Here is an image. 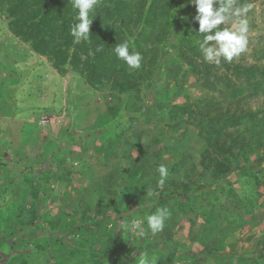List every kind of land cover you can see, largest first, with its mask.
<instances>
[{
    "label": "trees",
    "instance_id": "trees-1",
    "mask_svg": "<svg viewBox=\"0 0 264 264\" xmlns=\"http://www.w3.org/2000/svg\"><path fill=\"white\" fill-rule=\"evenodd\" d=\"M250 1L237 0V4L250 5ZM135 2L136 0H98V4L89 13L90 18L95 16L90 25V38L79 43H75L70 34L78 11L72 7L71 0H0V15H6L13 33L29 42L35 53L46 56L60 75H65L72 68L91 87L99 91L108 90L110 100H106L104 110L97 106L98 112L92 127L105 130L111 128L115 131L101 144V150L107 161L108 156L113 155L114 175L120 177L122 183L119 190H114L113 185L108 186L111 196H99L94 202L103 219L111 218L120 227L124 220L127 223L134 218V214H125L126 210L123 208L149 206L147 212L138 210V214L144 213L147 217L157 209L169 211L174 210L175 206V209L178 207L185 214L194 212L193 216H187L193 240L196 235L200 240L210 238L214 229L221 226L219 240L226 241L237 229L232 224L234 220L248 223L257 217V214L247 217L243 213L258 212L260 216H264V133L258 130L261 125L264 126V100L256 110L242 104L260 92V89L264 92V61L248 65L236 62L234 58L231 62L224 61L226 71L232 70L240 80L245 79L241 84H236L235 79L230 76L214 74L212 71L217 64L198 62L203 56L199 47L203 36L196 31L199 27L194 19L196 10L181 11L182 0H139L137 6L134 5ZM220 27L223 28L224 25ZM125 40L133 42L134 48L130 46V51L135 50L142 55L138 69L129 68L114 54L116 45ZM172 48L176 50L175 53L171 52ZM163 71L166 72L162 76L165 80L155 81V72ZM194 75H197L195 85L205 90V94L202 93L198 101L193 102L190 93L183 102L166 101V97L173 95L175 89H179V93H188L189 89L184 86L189 87V78ZM150 87L154 89L152 101L161 99L156 104L143 102ZM211 90L217 93L220 91L230 106L214 103L213 97L216 94H207ZM47 110L54 111L51 108ZM149 111L162 123V126L155 128L159 136L180 137V148L183 150L180 161L173 164L155 162L151 165L153 172L146 163L149 157L153 154L161 158L171 154L170 147H177L164 144L151 154L146 152V132L144 129L138 130L136 121L139 120L136 119L144 117V122H149L150 119L146 116ZM124 113L135 121L128 122ZM196 125L199 129L190 131L191 126ZM68 134L69 137L76 136L72 131ZM193 138L196 144L191 147ZM190 149L199 150V164L202 169L197 170L194 161L187 169L182 167V160L193 157ZM62 150L61 145H52V158H56L58 164L64 165L66 159L79 158L77 155L71 156L70 152L65 157ZM160 165L166 166L168 172L162 183L157 170ZM82 166V170H78L80 174L83 170L86 172V167ZM68 167L66 164L57 170L51 169L49 174H32V179L25 181L22 186L23 194L31 196L33 204L26 210L25 197L29 196L18 197V204L11 211L15 222L10 228H2L5 238H0V259H3L7 239L15 237L22 239L15 247L17 251L8 257V264L14 260L25 264L33 260L34 254L29 249L31 245H35L34 248L40 254L50 256L49 259L54 258L52 262L55 264H138L140 252L146 253L154 264H176L179 249L173 230L179 220L172 217L165 221L163 231L153 234L147 230L143 237L134 236L133 240L140 243L138 248L126 249L123 244L128 236L118 233L117 227L106 230L102 248L103 241H94L92 234L95 226L92 223L96 215L88 213L92 204L85 197H81L74 208L77 211L84 207L81 214L70 211L60 214L56 219L42 220L35 200L41 198L43 193L40 191L49 179L61 182L66 173L60 172V169H67L68 175L73 174L74 171ZM249 172L255 174L256 181L262 186V202L258 206L251 196L247 203L235 190L231 180L235 178L240 181ZM85 174L87 176V172ZM15 177L9 175L0 181L1 193L10 190L15 183ZM225 179L229 183L228 202L220 201L210 192L211 187L215 186V189ZM170 203H174V206ZM8 217L10 215L0 214V219ZM89 219L91 225H87ZM222 220L225 222L221 223ZM101 226L105 228L103 223ZM225 226H229L230 230L223 231ZM41 231L42 234H39ZM144 237L152 238V241L143 242L146 240ZM254 241L256 247L251 250L239 251V248L234 247L237 255L232 257L233 261L250 264L246 261L255 258V264H264V233L254 236ZM228 244L234 246L232 243ZM215 247L205 244L199 253L196 252L192 264L200 261L204 264H217L212 257L218 249ZM134 251L139 254L133 257Z\"/></svg>",
    "mask_w": 264,
    "mask_h": 264
},
{
    "label": "rangeland",
    "instance_id": "rangeland-1",
    "mask_svg": "<svg viewBox=\"0 0 264 264\" xmlns=\"http://www.w3.org/2000/svg\"><path fill=\"white\" fill-rule=\"evenodd\" d=\"M138 1L139 0H136L134 3L135 6L138 5ZM250 5V10L244 16V19L248 21L247 46L243 52L234 57L236 62L245 65L264 61V0H251ZM182 9L187 10V12L196 10L195 5L188 3V0H182L181 11ZM132 27L134 30H137L135 26ZM224 27H228V25H224ZM0 28L6 31V34L5 32L0 34H5V36L8 37L10 36L9 34L12 33L15 38H18L17 46H19V48L13 49L8 43L0 44V181L2 182V180L6 179V177L8 178L9 175L16 176L15 183L10 190H6L3 193L0 192V214L10 215L8 218L0 219V238H5L3 237L2 228H10L9 226H12L13 222H15L11 211L16 208L18 197L27 195L25 193L23 194L22 191V186L25 184V181H27V179H32V174L41 172L49 174L51 169L57 170L67 164L74 173L68 175L67 169H60V172L66 173V177L64 176L63 178L62 175L61 178L63 179L61 182L49 179L43 190L41 189L42 191H40L43 193L41 198L37 199V201L35 200L37 205L36 209L41 215L42 220L45 218L56 219L60 214L70 211L77 215L81 214L84 207L77 211L74 210V208L79 204L78 200L81 197H85L92 204V209H88V213L92 216L96 215L94 223L89 219L87 225H91V223L94 224L95 230L92 234V238L94 241H103L101 243V248L105 242L104 237L106 230L112 227H117L118 233L121 232L128 236L123 244V248H138L140 244L139 241L133 240L134 236L139 235L138 232L134 233L127 229L123 232L122 229L118 228L119 224L113 222V219H103L102 214L98 213L94 203L99 196L106 198L111 196L108 186L113 185L115 187L114 190H117L122 183L119 179L120 177L114 175L113 155H109V160L107 161L104 152L101 150V144L106 142L107 138L115 131L111 128L105 130L92 127L98 112L97 106L100 107V110H104L106 108V100H110L108 90L99 91L91 87L88 83H85L79 73L72 68H69L65 75H60L46 56L35 53L29 42L13 33L10 21L6 15H0ZM2 36L3 35H1V37ZM171 52L175 53L176 50L172 48ZM181 57L182 60H184V56L181 55ZM204 61L203 56L198 60L200 64ZM223 64L224 60L222 59L221 63L214 67L212 73H217L219 76L221 75V77L230 76L235 79L236 84H241V81H245V79L240 80V77H237L236 73L232 70L226 71ZM200 67L203 68V66ZM165 73L164 71L155 72L153 76L154 80L157 82L162 81V76ZM196 76L197 75H194L195 78H189V87L188 85L184 86V88L187 87L189 89L188 93L184 91L179 93L180 90L175 89V93L173 95H168L166 101H171L173 103L183 102L184 99H187L189 93L193 96V102L198 101L199 96L202 95V93L205 94V90L195 85ZM241 77L243 76L241 75ZM200 84L202 85V83ZM171 85H173V81H171ZM207 94L208 96L216 94L214 95L216 97H213L214 103L220 102V105L224 107L230 106V103L225 101L220 91L217 93L211 90ZM263 94L264 92L260 89V92L252 95L248 100L243 101L242 104L245 105V107H251L252 110H256L263 104ZM153 96L154 89L150 87L146 96L143 97V102L151 105L161 100L158 99L157 102H154L152 101L154 100ZM47 108H51L54 111L48 112ZM124 114L128 122L135 121L126 113ZM146 116L150 119L149 122H144V117L136 119L139 120L136 121L138 130L144 129V132H146L144 135V143L147 145L146 152L151 154L155 152L156 149L162 148L164 144L168 146L173 144L177 147L176 149L175 147H170L169 150L171 154L163 155L161 158L153 156V154L151 155L152 157H149L146 163L150 167V171L153 172L151 165L155 162L173 164L181 160L183 153V150L180 148L182 140L177 136L173 138L166 137L165 135L159 136L155 128L162 126V123L158 122V118L150 113V111L146 113ZM191 128L193 129H190L192 132L199 129L197 125L196 127L191 126ZM258 130L260 133H264V126L261 125ZM71 131L76 133L75 137H69L68 133ZM148 135L149 138H147ZM53 144L61 145L63 148L62 153L65 157H67L70 152L71 156L73 154L74 156H79V158H72L71 160L66 159L67 162L64 165L58 164L59 162L55 160L56 158H52L51 150ZM195 144L196 140L193 138L191 147ZM261 151L260 149L259 152ZM190 152H192L193 157L185 161L182 160V167L187 169L194 161L197 164V170L202 169L199 164V150L190 149ZM135 154L134 152V155ZM82 165L86 167L87 176L84 170L82 174L78 173V170H82ZM262 168L264 179V167ZM248 174V176H244V179L240 181H237L235 178H231V180L234 182L235 190L241 194V197L247 203L251 196L258 206L262 202V186L256 181L254 173L249 172ZM214 187H211L210 192L214 196H217L215 198L220 201L228 202V180L225 179L224 182L217 185L215 189H213ZM215 198L213 200H215ZM25 200L27 202L24 203V208L27 210L32 206L33 200L31 196H29V198L25 197ZM183 201H185V199H183ZM170 204L174 206V203ZM218 204L219 203H217V205ZM138 208L139 207L135 206L123 208V210H126L125 214H134V218L127 223H125L124 220L120 227L127 225L128 228H130L131 222L135 220L142 223L146 231L148 230L145 222L146 216L144 213L138 214V212H147L150 207L145 206L144 208ZM173 209L174 210L168 211V217L179 220L178 225H176L175 230H173L175 242L179 249L175 259L176 264H192L196 257V252L199 253V250L205 244L215 245L218 248L215 247L217 250L214 251L212 255L215 263L238 264L237 259L236 262L232 259V257H236L237 255L234 247H236V249L239 248V251L251 250L256 247V243H253L255 242L254 236L257 237L264 233V216H260L258 212H252L251 214L245 212L243 214L247 217H254L256 214L257 217L248 223H242L241 220H234L232 224L234 227L236 226L237 229L225 239L226 241L219 240L221 226L214 229L215 231L211 234L212 236L210 238L205 237L200 240L196 235L193 240L187 216H193L194 212L191 211L185 214L179 210L178 207L175 209L174 206ZM257 210H260V208L257 207ZM201 219H199V221H202ZM220 222L224 223L225 221L222 220ZM102 223L105 225V228L101 226ZM222 230L229 231L230 229L229 226H225ZM39 234H42V231L39 232ZM21 239L22 238L16 239L15 237L7 239V242L4 244V248L6 249L3 259H0V264L9 263L7 262L8 257L17 251L15 247L18 246ZM144 239L146 240L143 242L152 241V238L149 237H144ZM44 240H47V238H44ZM141 241L140 239V242ZM228 243H232L234 246ZM34 246L35 245H31L29 249L34 254L33 260L35 259V261L30 260L27 264H55L54 261L52 262L54 258L49 259L50 256L43 253L40 254ZM182 252H184L183 255ZM136 254L138 255L139 252L134 251L132 256L134 257ZM142 254L143 253L140 252V256ZM254 260L255 258H250L249 261L246 262L255 264ZM262 263H264V260H262ZM11 264H25V262L14 260ZM198 264L204 263L200 261Z\"/></svg>",
    "mask_w": 264,
    "mask_h": 264
},
{
    "label": "clouds",
    "instance_id": "clouds-1",
    "mask_svg": "<svg viewBox=\"0 0 264 264\" xmlns=\"http://www.w3.org/2000/svg\"><path fill=\"white\" fill-rule=\"evenodd\" d=\"M71 3L72 7L78 11L70 34L75 43L81 40L87 41L90 38V25L95 17L90 18L89 13L98 4V0H71ZM188 3L195 5L196 8L194 19L199 26L196 31L203 36L199 47L206 62L217 65L222 59L231 62L246 49L248 21L244 19V16L251 5L239 6L237 0H188ZM221 25H228V27L221 28ZM130 46L134 48L133 42L125 40L116 45L113 49L114 54L129 68L138 69L141 66L142 55L138 51H130ZM157 170L162 183L163 178H166L168 174L167 168L160 165ZM168 215L167 209H157L155 213L146 217L147 229L153 234L163 231ZM118 228L123 232L125 229L134 233L138 232L140 237L146 234L145 226L135 220L131 222L130 228L127 225ZM138 264H154V261H151L145 253L141 255Z\"/></svg>",
    "mask_w": 264,
    "mask_h": 264
},
{
    "label": "crops",
    "instance_id": "crops-1",
    "mask_svg": "<svg viewBox=\"0 0 264 264\" xmlns=\"http://www.w3.org/2000/svg\"><path fill=\"white\" fill-rule=\"evenodd\" d=\"M4 32L6 34V31L0 28V33H4ZM5 34H0V44L1 43H4V44H7L8 43L9 45L12 46L13 49H16L17 47L19 48V46H17L18 45L17 44L18 43L17 42V39L18 38H15V36L12 35V33H10L9 34L10 36H8V37H6ZM1 35H3V36L1 37Z\"/></svg>",
    "mask_w": 264,
    "mask_h": 264
}]
</instances>
